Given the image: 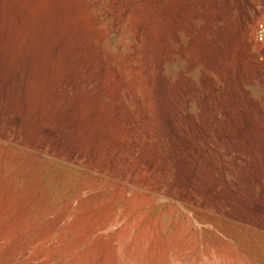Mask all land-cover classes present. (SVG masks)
<instances>
[{
    "label": "rangeland",
    "instance_id": "1",
    "mask_svg": "<svg viewBox=\"0 0 264 264\" xmlns=\"http://www.w3.org/2000/svg\"><path fill=\"white\" fill-rule=\"evenodd\" d=\"M264 0H0V264H264Z\"/></svg>",
    "mask_w": 264,
    "mask_h": 264
},
{
    "label": "bare ground",
    "instance_id": "2",
    "mask_svg": "<svg viewBox=\"0 0 264 264\" xmlns=\"http://www.w3.org/2000/svg\"><path fill=\"white\" fill-rule=\"evenodd\" d=\"M168 264H192V262L189 261L188 257L182 254H177L171 257Z\"/></svg>",
    "mask_w": 264,
    "mask_h": 264
},
{
    "label": "built area",
    "instance_id": "3",
    "mask_svg": "<svg viewBox=\"0 0 264 264\" xmlns=\"http://www.w3.org/2000/svg\"><path fill=\"white\" fill-rule=\"evenodd\" d=\"M256 41L264 44V20L260 21L256 31Z\"/></svg>",
    "mask_w": 264,
    "mask_h": 264
}]
</instances>
